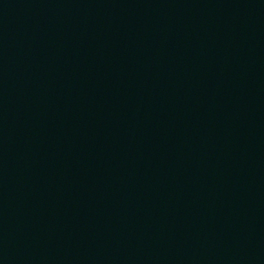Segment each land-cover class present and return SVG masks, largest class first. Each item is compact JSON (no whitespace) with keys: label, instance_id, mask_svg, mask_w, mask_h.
Returning <instances> with one entry per match:
<instances>
[{"label":"water","instance_id":"95a60500","mask_svg":"<svg viewBox=\"0 0 264 264\" xmlns=\"http://www.w3.org/2000/svg\"><path fill=\"white\" fill-rule=\"evenodd\" d=\"M0 264H264V0H0Z\"/></svg>","mask_w":264,"mask_h":264}]
</instances>
